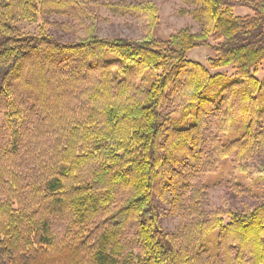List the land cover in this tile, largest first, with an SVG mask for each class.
Returning a JSON list of instances; mask_svg holds the SVG:
<instances>
[{"label": "trees", "instance_id": "1", "mask_svg": "<svg viewBox=\"0 0 264 264\" xmlns=\"http://www.w3.org/2000/svg\"><path fill=\"white\" fill-rule=\"evenodd\" d=\"M183 1L199 30L162 39L151 0L107 4L145 21L137 38L98 35L88 0H0V116L11 127L0 134V264H264V197L206 210L187 172L233 87L242 131L213 137L202 165L232 156L247 172L264 156V0L243 15L235 0ZM50 14L83 30L63 41L46 30ZM38 19L36 32L17 27ZM204 46L207 66L187 57ZM225 67L233 79L209 70ZM170 99L183 125L164 114ZM165 205L184 216L177 232L162 225ZM214 231L213 261L203 242Z\"/></svg>", "mask_w": 264, "mask_h": 264}, {"label": "rangeland", "instance_id": "2", "mask_svg": "<svg viewBox=\"0 0 264 264\" xmlns=\"http://www.w3.org/2000/svg\"><path fill=\"white\" fill-rule=\"evenodd\" d=\"M91 1L89 8L95 14L97 19V33L102 37L122 36L127 38H137L141 36L145 31V21L143 19L136 18L135 15L130 13L122 14L107 6L109 3L124 2L125 0H88ZM156 5L157 21L153 29V35L158 38L165 39L170 34L175 33L179 29L188 28L192 32H197L200 28L199 23L188 12L193 6L183 0H151ZM249 0H235L238 5L235 7V14L249 13L248 8L244 4ZM44 19V18H43ZM44 20L38 19L37 22L33 21H20L17 23V27L21 31L36 32L38 26ZM46 30L54 36L60 38L63 41L74 40L80 31L83 30V26L77 22L73 16L50 14L46 16ZM215 56V53L210 47H198L191 49L187 52V57L199 61L203 65L207 66V59ZM213 73H223L233 79L231 76L232 71L229 67L220 69H209ZM264 72L261 70L257 73V76L262 77ZM231 76V77H230ZM236 92H240V88L233 87L229 93L227 91V106L230 114V121L224 123L221 117L226 113L225 105L224 109L213 110L206 118V125L203 126V132L205 136V145L202 150V156L197 166L189 164L187 167L188 180L191 183L198 185L202 191V204L206 210L222 207L225 209H248L257 205L264 197V174L258 172L260 165L264 166V156H260L259 160L255 163H250L251 167L246 172L242 170L232 156L219 160L218 164L207 170L204 158L207 151V143H211L210 140L217 135L223 142H229L234 140L243 128L244 119L239 114V103L235 97ZM173 103L172 99L164 109V114H169L173 121L183 125L182 117L186 114V111L178 108ZM191 118L188 117V121ZM11 128L5 121L3 116H0V127L3 130ZM25 127L31 133L33 127L32 121H26ZM227 128L226 130H224ZM9 130V129H8ZM9 134V133H8ZM46 136H43V140H37L42 145L48 142ZM31 143L33 142L30 141ZM25 141H20V152L24 151ZM36 152V151H35ZM29 163V159L25 160ZM33 163V159H31ZM253 166V167H252ZM167 210L163 215L162 225L165 230L177 232L184 223V216L178 215L170 211V206L165 205ZM217 234L216 231L210 234L204 239L203 245L208 249L211 260L216 259L217 254Z\"/></svg>", "mask_w": 264, "mask_h": 264}]
</instances>
